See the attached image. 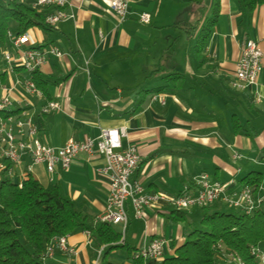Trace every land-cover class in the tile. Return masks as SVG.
Segmentation results:
<instances>
[{
    "label": "crops",
    "instance_id": "1",
    "mask_svg": "<svg viewBox=\"0 0 264 264\" xmlns=\"http://www.w3.org/2000/svg\"><path fill=\"white\" fill-rule=\"evenodd\" d=\"M127 1L121 22L110 0H67L64 9L73 18L50 30H27L32 45L55 46L64 53L47 57L38 72L49 98L60 105L43 117L40 141L62 146L69 138L82 140L104 128L124 127L122 146H135L140 156L131 178L144 192L171 198L204 173L229 183L227 193L240 190L244 176L264 173V6L245 12L237 0ZM217 1L216 21L201 43L198 36ZM144 12L149 22L139 20ZM247 39L263 51L262 69L254 85L241 89L231 81ZM103 163L100 154L79 153L69 168L57 166L51 175L44 164L31 168L33 178L74 201L86 225L67 235L75 253L54 246L45 264H100L104 258L110 264H162L184 241V221L165 199L146 207L143 219L133 217L128 203L118 246L94 237L91 228L101 223L97 217L103 215L108 195ZM28 165L23 156L12 166L15 181L22 180ZM112 226L120 233V225ZM157 237L167 240L162 258L133 257Z\"/></svg>",
    "mask_w": 264,
    "mask_h": 264
},
{
    "label": "built area",
    "instance_id": "2",
    "mask_svg": "<svg viewBox=\"0 0 264 264\" xmlns=\"http://www.w3.org/2000/svg\"><path fill=\"white\" fill-rule=\"evenodd\" d=\"M66 5L67 0H35L34 8H52L53 11L46 15L44 22L48 27L55 28L59 22L73 18L72 12L65 11ZM109 7L119 22L126 18L127 0H110ZM139 20L149 22V14L141 13ZM7 39L8 45L0 48V171L6 168V163H10L7 172L11 176L12 166L20 164L21 158L27 156L29 165L24 174L30 173L34 165L44 164L46 172L51 175L57 166L69 168L79 153L102 155L104 163L101 173L108 179V195L104 213L97 220L120 225V244L123 243L128 222V203L135 219H143L145 208L162 199L180 210L211 205L218 201L244 213L264 208V182L256 187L244 185L236 192L227 193L229 183L213 180L205 173L197 176L192 185H185L171 198H165L159 193L144 192L140 182L131 178L140 156L135 146H122V138L126 137L124 127L104 128L97 136H88L82 140L69 138L62 146L42 143L39 133L43 127V117L59 109L60 105L56 100L46 99L34 75L43 67L47 57L60 58L64 53L55 46L32 45L28 31L18 35L9 31ZM262 56L263 51L257 42L247 39L243 43L231 81L233 87L245 89L256 83L262 69ZM259 99L255 97V100ZM38 101H42L39 106ZM191 190L193 193H190ZM85 234L89 237L88 230ZM53 239L55 244L47 245L45 258L52 256L54 246L65 253H75V249L67 242V235ZM166 244L165 238H154L147 245L137 248L133 257L158 260L163 257ZM250 253L260 264H264V253L258 247H251ZM221 257L227 263L244 264L235 253H223Z\"/></svg>",
    "mask_w": 264,
    "mask_h": 264
},
{
    "label": "trees",
    "instance_id": "3",
    "mask_svg": "<svg viewBox=\"0 0 264 264\" xmlns=\"http://www.w3.org/2000/svg\"><path fill=\"white\" fill-rule=\"evenodd\" d=\"M237 2L245 12L264 6V0ZM52 11L48 7L36 9L17 0H0V48L8 45L9 31L18 35L33 26L52 29L44 22ZM217 13L218 1L198 36L201 43L207 39ZM34 80L50 99L47 83L39 73L34 75ZM10 166L6 163V168L0 171V264H45V249L53 238L72 234L86 225L74 201L63 196L56 186H44L30 173H25L20 182L15 181L8 175ZM241 182L256 187L264 182V173L251 172ZM220 205L213 203L192 208V214L198 215L195 221L186 219L185 210L175 208L174 213L184 221V241L175 247L172 256L163 259L162 264H232L221 257L230 252L240 257L244 264H260L250 249L258 247L264 253V208L244 213L225 203ZM91 230L98 242L118 246L115 243L121 235L111 224L100 223ZM100 264L110 263L104 258Z\"/></svg>",
    "mask_w": 264,
    "mask_h": 264
},
{
    "label": "rangeland",
    "instance_id": "4",
    "mask_svg": "<svg viewBox=\"0 0 264 264\" xmlns=\"http://www.w3.org/2000/svg\"><path fill=\"white\" fill-rule=\"evenodd\" d=\"M11 30H13V29H11ZM12 179H14L15 177H14V175H13V177L12 176H10ZM17 177V176H16ZM220 202V201H219ZM219 202H216V203H219ZM216 206H221L220 204H217ZM197 213H191V214H187V216H186V219L187 220H189V221H195V219L197 218Z\"/></svg>",
    "mask_w": 264,
    "mask_h": 264
}]
</instances>
